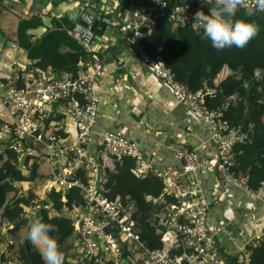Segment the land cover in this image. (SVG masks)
Returning a JSON list of instances; mask_svg holds the SVG:
<instances>
[{"label":"built area","instance_id":"obj_1","mask_svg":"<svg viewBox=\"0 0 264 264\" xmlns=\"http://www.w3.org/2000/svg\"><path fill=\"white\" fill-rule=\"evenodd\" d=\"M186 1V0H182ZM181 1L170 6L171 0H146L147 5H137L123 12L116 21V28L122 34L135 31L133 51L152 70L155 77L170 87L177 101L203 119L209 127V140L217 149V169L223 184L234 186L250 194L264 204V184L258 191L249 186L248 178L235 175L233 147L245 143L246 135L240 129H231L222 114L206 106V94L191 93L186 86L175 80L162 57L151 58L141 44L142 31H151L158 18H165L176 27L193 30V15L203 10L202 0ZM257 0H244L248 11H256ZM102 22L113 26V19L105 12L96 18L84 13L72 31L73 38L90 54L96 33L94 24ZM104 70L98 66L80 68L77 73H57L46 70L26 69L20 76L22 87L0 82V156L7 148L19 154V165L24 170L38 158L49 166V179L42 193L37 195L34 207L26 210L28 220L34 219L32 212L50 209L47 196L53 190L67 193L70 188H79L87 200L86 208L70 212L75 229L80 236L78 253L94 264H225L224 257L208 246L209 230L207 215L210 204L198 190L181 186L179 173L172 169L160 170L149 166L140 147L117 131L99 134L97 154H90L99 109L98 80ZM69 119L74 123L76 136L68 141L61 131L59 121ZM29 146L33 151L24 153L20 148ZM131 157L137 165L134 174L138 178L156 176L163 185L158 198L168 209V220L163 224L162 247L150 249L139 237L137 223L133 218L134 207L120 200L111 201L96 187L98 161L107 158ZM28 159V165L25 160ZM176 158L183 163L182 174H191L209 165L196 150H179ZM104 164V163H103ZM86 166L95 177L88 185L74 179L75 172ZM174 200V203H170ZM264 242V231L254 246ZM10 242L9 245H12ZM239 264H250V252L242 250Z\"/></svg>","mask_w":264,"mask_h":264},{"label":"trees","instance_id":"obj_2","mask_svg":"<svg viewBox=\"0 0 264 264\" xmlns=\"http://www.w3.org/2000/svg\"><path fill=\"white\" fill-rule=\"evenodd\" d=\"M4 1L11 0H0V3ZM178 1L189 3L171 0L170 6L174 7ZM209 7L211 5L206 4L203 7L205 14ZM246 13L239 9L236 18L253 20L259 25L260 32L243 49L232 47L217 51L209 41L200 38L202 29L181 26L176 29L175 24L165 18H158L150 32L142 31L141 44L151 58L162 57L175 80L191 93L206 94L207 108L221 113L231 129H240L246 135L245 143H236L233 147L234 171L236 176L248 178L250 188L258 191L264 184V14L255 12L253 16H247ZM39 24L41 21L35 18L22 20L17 34L19 46L28 51L31 59H37L31 68L77 73L81 61H86L89 54L71 34L74 23L65 17L61 22H54L53 29L32 41L33 37L27 31L37 29ZM21 74L22 71L16 80L17 88L23 86ZM3 125L0 119V129ZM112 160L114 170L104 169L102 193L111 201L132 203L140 239L150 249L159 250L162 247L159 232L164 230L163 224L168 220L166 204L158 201L163 191L161 181L152 174L138 178L133 172L137 162L131 157H113ZM40 164L37 158L24 170L19 167V154L9 148L0 156V225L6 224L8 234L17 242L8 248L15 252L19 264H44L40 252L25 237L22 241L18 238L21 231L27 232L33 220L39 219L55 227L51 235L64 253V264H84L85 259L78 253L77 245L70 243L76 230L74 220L68 215L86 208L87 200L79 188L72 187L67 193L53 190L46 199L50 209L32 212L34 219L31 221L25 218L26 210L36 205L37 196L30 190L24 193L21 183L34 185L41 177L38 173ZM73 178L84 185L95 179L86 166L78 169ZM169 202L174 203V200ZM1 251L0 247V262ZM249 251L250 264H264V242L252 246ZM222 256L225 264H239L238 257Z\"/></svg>","mask_w":264,"mask_h":264},{"label":"crops","instance_id":"obj_3","mask_svg":"<svg viewBox=\"0 0 264 264\" xmlns=\"http://www.w3.org/2000/svg\"><path fill=\"white\" fill-rule=\"evenodd\" d=\"M145 3L146 0H11L0 3V82L14 84L20 71L31 69L37 61L18 44L17 34L22 20H40L41 24L34 29L38 30L50 18L48 32L54 28V22H61L65 17L76 25L71 16L79 18L80 22L84 13L94 18L109 13L114 32L105 31L102 36L96 34L92 52L79 66H98L104 70L103 77L98 80L100 102L89 153L97 154L98 135L108 131L120 132L136 143L149 166L172 169L179 173L183 188L198 190L207 199L210 204L207 215L209 248L226 257H239L242 250H250L264 231V204L239 188L223 184L217 169V149L209 140L210 130L206 122L182 106L170 87L159 81L133 51L131 32L122 34L116 28V21L123 12ZM32 31L29 29L27 34L34 41L40 36L31 35ZM59 124L67 140L72 141L76 136L74 123L64 119ZM185 149L196 150L202 159L209 161V165L190 176L183 175V163L176 158V153ZM103 163V169L114 170L111 157ZM44 165L48 164L41 162L38 172L41 177L36 181L43 182L38 195L49 177V170L45 174ZM27 184L33 185L21 183L24 193ZM25 234L26 230L19 233V241ZM7 236H10L8 241ZM0 238L2 254L5 255V261L0 264H19L15 252L8 248L10 242H17L8 234L6 224L0 225ZM74 238L75 241L71 239L70 243L78 248L80 236L77 232Z\"/></svg>","mask_w":264,"mask_h":264},{"label":"clouds","instance_id":"obj_4","mask_svg":"<svg viewBox=\"0 0 264 264\" xmlns=\"http://www.w3.org/2000/svg\"><path fill=\"white\" fill-rule=\"evenodd\" d=\"M202 3L211 5L209 12H195L191 26L202 29L200 38L209 41L213 49H243L260 32L259 25L253 20L236 18L237 11L244 7V0H202ZM256 11L264 12V0H257ZM254 14L252 9L246 13L247 16ZM54 231L53 225L36 219L30 223L25 234V239L40 252L44 264H64V253L51 235Z\"/></svg>","mask_w":264,"mask_h":264},{"label":"water","instance_id":"obj_5","mask_svg":"<svg viewBox=\"0 0 264 264\" xmlns=\"http://www.w3.org/2000/svg\"><path fill=\"white\" fill-rule=\"evenodd\" d=\"M71 19L76 23L79 22V18H74L73 16H71ZM49 20H50V18H47V20H45V26L42 28H39L38 30H33L31 32V35H33V36L44 35L47 32V28L51 26V24L49 23ZM93 29L98 36H102V34L105 31H107V33L114 32V28L112 26H107L104 23H98V22H96L94 24ZM134 34H135V31H132L130 34V39H131V37L134 36ZM2 92H3V90L0 91V93H2ZM19 167H20V165H19ZM97 169H98V172H97V179H96V187L99 189L103 183V180H104V169H103V165H102L101 160L98 161V168ZM1 261L2 262L5 261V255L4 254L1 255ZM84 264H89V261L87 259H85Z\"/></svg>","mask_w":264,"mask_h":264},{"label":"rangeland","instance_id":"obj_6","mask_svg":"<svg viewBox=\"0 0 264 264\" xmlns=\"http://www.w3.org/2000/svg\"><path fill=\"white\" fill-rule=\"evenodd\" d=\"M1 114H2V112L0 111V116H1ZM20 148L23 150V152L24 153H27L28 151H33L35 148H31V147H29V146H23L22 144H21V146H20ZM45 167V168H44ZM44 170H45V174H48V170H49V166L48 165H44ZM104 177H105V173H104ZM43 182L42 181H40V182H38V183H35L34 185H32L31 187H30V185H24V186H28V189H26V192L27 191H29L30 190V192L32 191L36 196L38 195L37 193H38V191L40 190V189H42V186H43V184H42ZM30 187V188H29ZM69 216H70V214H68ZM76 230V229H75ZM8 239H10V236H7V241H8ZM73 241H75V238L73 237ZM261 244V243H260ZM259 244V245H260ZM259 245H257V246H259ZM253 247H256V246H254V242H253V245H252ZM250 263V262H249Z\"/></svg>","mask_w":264,"mask_h":264}]
</instances>
